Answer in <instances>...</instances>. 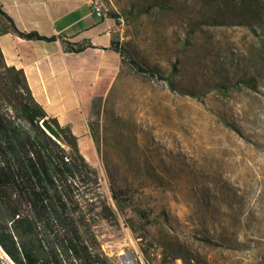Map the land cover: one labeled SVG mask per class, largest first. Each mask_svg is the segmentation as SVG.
Listing matches in <instances>:
<instances>
[{
    "label": "rangeland",
    "instance_id": "1",
    "mask_svg": "<svg viewBox=\"0 0 264 264\" xmlns=\"http://www.w3.org/2000/svg\"><path fill=\"white\" fill-rule=\"evenodd\" d=\"M101 1L119 14L154 0ZM208 4L171 0L166 10L111 19L112 37L134 58L198 98L136 73L117 53L103 59L112 67L85 74L79 149L97 169L103 195L113 205L111 188L121 189L126 203L124 217L94 228L112 264H264V21L195 25ZM220 81L229 85L224 95L212 89ZM132 206L167 216L148 229V261L125 221L141 224Z\"/></svg>",
    "mask_w": 264,
    "mask_h": 264
},
{
    "label": "trees",
    "instance_id": "2",
    "mask_svg": "<svg viewBox=\"0 0 264 264\" xmlns=\"http://www.w3.org/2000/svg\"><path fill=\"white\" fill-rule=\"evenodd\" d=\"M207 2L209 12L196 18L195 25L263 24L264 6L261 0H201ZM171 0H154L136 9L129 4L121 15L136 17L153 7L166 10ZM120 13L105 12L118 21ZM102 17V16H99ZM28 39L50 40L37 32L19 30L0 5V36L6 33ZM88 46H79L81 52ZM109 48L116 52L122 64L136 73L164 81L171 91L198 98L199 92L178 87L169 76L141 64L131 50L116 38ZM212 89L221 95L229 90L226 82H215ZM49 120L62 135L65 146L59 144L40 126ZM227 127L231 125L223 121ZM93 138L97 137L93 133ZM123 190L111 188L112 203L103 195L95 167L81 153L78 137L69 126H61L50 117L34 98L22 69L7 65L0 47V246L15 264H112L101 250L94 228L101 220L112 221L124 217ZM141 224L138 229L125 218L137 238L140 251L148 261L150 242L148 229L157 224L164 211L152 216L139 206H132ZM195 239L214 247L223 244L205 236ZM145 241V242H142ZM169 247V246H168ZM174 259L179 254H173Z\"/></svg>",
    "mask_w": 264,
    "mask_h": 264
},
{
    "label": "crops",
    "instance_id": "3",
    "mask_svg": "<svg viewBox=\"0 0 264 264\" xmlns=\"http://www.w3.org/2000/svg\"><path fill=\"white\" fill-rule=\"evenodd\" d=\"M90 1L0 0L19 30L51 38L28 40L9 32L0 36V47L7 65L24 71L35 100L61 126L70 127L79 147V138L87 132L83 125L87 105L82 101L85 74L112 67L113 62L103 59L116 54L109 48L111 19L96 16Z\"/></svg>",
    "mask_w": 264,
    "mask_h": 264
},
{
    "label": "built area",
    "instance_id": "4",
    "mask_svg": "<svg viewBox=\"0 0 264 264\" xmlns=\"http://www.w3.org/2000/svg\"><path fill=\"white\" fill-rule=\"evenodd\" d=\"M93 13L96 16H105V10L103 2L101 0H91L90 1ZM0 264H15V262L5 253V251L0 246Z\"/></svg>",
    "mask_w": 264,
    "mask_h": 264
},
{
    "label": "water",
    "instance_id": "5",
    "mask_svg": "<svg viewBox=\"0 0 264 264\" xmlns=\"http://www.w3.org/2000/svg\"><path fill=\"white\" fill-rule=\"evenodd\" d=\"M40 126L48 133L54 140H56L62 146H65V141L57 130V128L47 119H42L40 121Z\"/></svg>",
    "mask_w": 264,
    "mask_h": 264
},
{
    "label": "bare ground",
    "instance_id": "6",
    "mask_svg": "<svg viewBox=\"0 0 264 264\" xmlns=\"http://www.w3.org/2000/svg\"><path fill=\"white\" fill-rule=\"evenodd\" d=\"M129 259H130V256L128 254L123 256V260L125 261V263H127V260Z\"/></svg>",
    "mask_w": 264,
    "mask_h": 264
}]
</instances>
